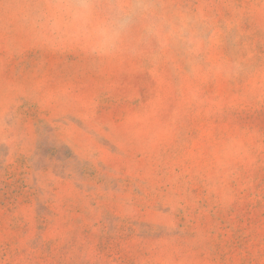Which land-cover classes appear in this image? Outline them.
<instances>
[{
	"label": "rangeland",
	"instance_id": "obj_1",
	"mask_svg": "<svg viewBox=\"0 0 264 264\" xmlns=\"http://www.w3.org/2000/svg\"><path fill=\"white\" fill-rule=\"evenodd\" d=\"M0 264H264V0H0Z\"/></svg>",
	"mask_w": 264,
	"mask_h": 264
},
{
	"label": "clouds",
	"instance_id": "obj_2",
	"mask_svg": "<svg viewBox=\"0 0 264 264\" xmlns=\"http://www.w3.org/2000/svg\"><path fill=\"white\" fill-rule=\"evenodd\" d=\"M119 27H121V24H116V25H115V32H114V34H116V32H117V30L119 29Z\"/></svg>",
	"mask_w": 264,
	"mask_h": 264
}]
</instances>
